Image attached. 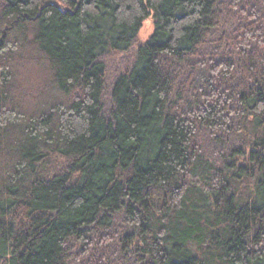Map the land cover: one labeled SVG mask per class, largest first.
<instances>
[{"label": "trees", "instance_id": "obj_1", "mask_svg": "<svg viewBox=\"0 0 264 264\" xmlns=\"http://www.w3.org/2000/svg\"><path fill=\"white\" fill-rule=\"evenodd\" d=\"M0 264H264V0H0Z\"/></svg>", "mask_w": 264, "mask_h": 264}, {"label": "rangeland", "instance_id": "obj_2", "mask_svg": "<svg viewBox=\"0 0 264 264\" xmlns=\"http://www.w3.org/2000/svg\"><path fill=\"white\" fill-rule=\"evenodd\" d=\"M152 31H153V20L150 17L145 22H143L141 29L137 35V40L139 42L147 41L149 36L152 34Z\"/></svg>", "mask_w": 264, "mask_h": 264}]
</instances>
